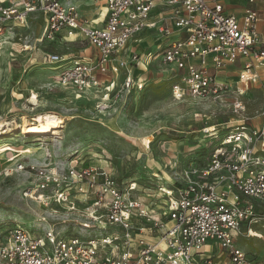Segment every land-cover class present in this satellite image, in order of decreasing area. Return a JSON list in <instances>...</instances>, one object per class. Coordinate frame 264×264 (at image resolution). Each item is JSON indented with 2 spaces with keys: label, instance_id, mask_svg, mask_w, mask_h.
<instances>
[{
  "label": "built area",
  "instance_id": "obj_1",
  "mask_svg": "<svg viewBox=\"0 0 264 264\" xmlns=\"http://www.w3.org/2000/svg\"><path fill=\"white\" fill-rule=\"evenodd\" d=\"M83 1L90 2L92 17L83 13ZM246 1L249 7L237 17L224 10L222 0H0V49L41 16L47 40L93 50L65 62L48 57L62 63L63 85L88 93L103 86V76L135 69L143 57L169 80L174 101L232 97L235 117L221 130L208 125L198 131L205 156L183 162L168 185L142 176L118 179L108 167L41 173L36 191L51 186V195H38L42 204L86 222H74L73 230L41 225L44 219L35 228L16 223L0 240V264H222L221 258L255 264L237 243L264 220V42L259 15L250 7L256 0ZM146 31L159 40L156 49L130 50L134 41L143 44L136 39ZM231 67L237 69L235 80ZM130 83L131 75L124 86ZM251 91L263 98L254 116L242 100Z\"/></svg>",
  "mask_w": 264,
  "mask_h": 264
},
{
  "label": "rangeland",
  "instance_id": "obj_2",
  "mask_svg": "<svg viewBox=\"0 0 264 264\" xmlns=\"http://www.w3.org/2000/svg\"><path fill=\"white\" fill-rule=\"evenodd\" d=\"M225 3L228 12L237 17L249 7L246 0ZM250 7L259 15L258 32L264 42V0ZM43 31V17L32 18L0 49V125L9 124L0 130V167L6 164L7 168L0 179V240L16 223L35 228L44 219L41 225L73 230L74 222H86L59 206L42 204L38 195H51V186L36 191L44 180L41 173L49 174L52 169L57 174L70 167H108L118 179L142 176L168 185L178 178L183 162L193 163L205 156L207 149L198 142V131L208 125L221 130L228 122L232 125L235 118L230 109L232 97L199 104L174 101L169 80L157 76V66L147 64L143 57L135 69L103 76V86L88 93L63 85L62 63L49 64L48 57L65 62L89 57L93 50L61 38L49 41ZM129 75L131 83L125 87ZM233 77L235 80L236 75ZM111 83L113 89L108 87ZM33 94L36 101L30 100ZM242 100L247 115L261 111L263 98L256 91ZM43 113L63 117L62 128L56 135L24 136L22 119L30 121ZM147 137L151 140L145 143ZM19 164L24 170L18 171ZM237 243L255 264H264V220L253 226L251 234L238 237ZM213 251L221 254L215 247ZM221 261L228 264L223 258Z\"/></svg>",
  "mask_w": 264,
  "mask_h": 264
},
{
  "label": "bare ground",
  "instance_id": "obj_3",
  "mask_svg": "<svg viewBox=\"0 0 264 264\" xmlns=\"http://www.w3.org/2000/svg\"><path fill=\"white\" fill-rule=\"evenodd\" d=\"M54 59L50 58V61ZM50 63L49 64H55ZM36 101V96L33 94L32 99ZM64 125V118L53 114V113H43L35 115L30 121L26 119H22V125L20 128L22 129V134L24 136H45V135H56V130L62 128ZM5 126H9V124H2L0 125V130L3 129ZM151 138L147 137L144 139L145 143L150 142ZM5 141V140H4ZM27 196V195H25ZM32 198V193L29 195Z\"/></svg>",
  "mask_w": 264,
  "mask_h": 264
},
{
  "label": "crops",
  "instance_id": "obj_4",
  "mask_svg": "<svg viewBox=\"0 0 264 264\" xmlns=\"http://www.w3.org/2000/svg\"><path fill=\"white\" fill-rule=\"evenodd\" d=\"M222 3L224 6V10L228 14H230L228 12L229 10L226 6L225 0H222ZM256 4H257V0H256V3L254 5H256ZM99 5L103 9V2L102 1L99 2ZM91 7L92 6H91L89 1H83L82 2V10H83V13L87 17H92L95 13V11H93ZM243 12H242V14H243ZM242 14H239L238 16H241ZM232 15H235V14L233 13ZM153 35H155L153 32H149V31L143 32L136 39V40L143 42V44L140 45L139 42L134 41L130 44V50H133L134 52H137V53L146 52L147 49L150 50L151 52L154 51L156 49V47L159 45V40L157 39V37L154 40H152L151 36H153ZM88 50L91 51L92 49L88 48L87 51ZM236 70L237 69H235L234 67H231L230 68V74L233 76L236 75L237 74ZM261 73H262V76H264V71H262Z\"/></svg>",
  "mask_w": 264,
  "mask_h": 264
}]
</instances>
